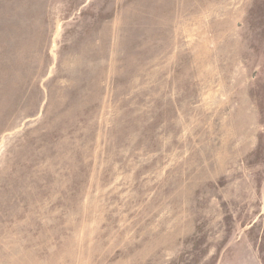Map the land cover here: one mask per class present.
I'll return each instance as SVG.
<instances>
[{"label":"rangeland","instance_id":"1","mask_svg":"<svg viewBox=\"0 0 264 264\" xmlns=\"http://www.w3.org/2000/svg\"><path fill=\"white\" fill-rule=\"evenodd\" d=\"M0 264H264V0H0Z\"/></svg>","mask_w":264,"mask_h":264}]
</instances>
